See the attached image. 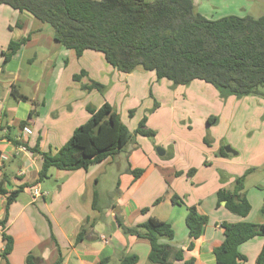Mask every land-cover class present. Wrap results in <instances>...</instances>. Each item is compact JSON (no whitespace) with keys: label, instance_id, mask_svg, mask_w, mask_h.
Returning <instances> with one entry per match:
<instances>
[{"label":"crops","instance_id":"1","mask_svg":"<svg viewBox=\"0 0 264 264\" xmlns=\"http://www.w3.org/2000/svg\"><path fill=\"white\" fill-rule=\"evenodd\" d=\"M7 7L0 5V125L3 128L0 160L3 155L8 156V160L0 162V184L9 194L18 190L21 193L11 204L8 196H0V222L8 221L4 227L0 226V264H6L2 258L6 247L4 236L14 241L10 264H28L30 255L36 258L35 264H56L60 256L61 264H100L106 259L110 264H120L132 256L138 257L136 264H152L150 242L126 234L119 226L121 221L126 227H135L150 218L170 223L175 230V239L170 244L176 250H185L184 259L173 264H186L190 260L194 264H216L213 251L224 240L220 226L223 222L264 224V203L258 207L252 203V196L259 197L258 192L264 191V183L258 187L261 190L256 186L246 188L252 205L246 218L217 207L218 191L223 187L233 189L235 178L248 170L249 166L242 161L234 162L233 169L227 170L231 177L223 182L215 178L211 156L207 159L209 164L194 169L196 175L206 177V185H201L199 190L205 191L203 196L209 204L203 209L197 208L209 222L191 252L188 251L187 207L196 206L187 203L191 198L178 175L187 170L161 162L149 145L136 147L130 143L116 156L87 170L51 169L50 178L40 181L43 161L32 148L39 146L42 152H55L90 119L88 108L97 110L105 103L120 114L126 125L135 116L130 112L139 105L137 98L141 89L143 92L146 85L164 82L154 72L142 69L122 73L91 50L79 58L75 51L58 43L54 34H45L48 29L31 14ZM22 40L28 41L5 63L9 45ZM85 56L96 59L107 75L100 77V82L109 83L114 90L118 87L115 91H124L119 85L129 83L125 93L128 102L120 104L114 92L102 94L105 89L102 92L86 89L94 82L91 71L84 67L72 68L74 62L78 65ZM76 75L78 81L74 80ZM14 95L31 100H17ZM32 113L35 116L30 119ZM24 122L27 126L22 128ZM20 146L28 150L20 151ZM194 164L199 166L200 162ZM131 170L144 173L136 179ZM34 188L44 196H34ZM163 196L165 200L155 205ZM174 196L190 200H184L186 206L178 205L173 202ZM145 209L149 211L143 213ZM263 247L264 237L243 244L240 252L247 257L243 264H257Z\"/></svg>","mask_w":264,"mask_h":264},{"label":"trees","instance_id":"2","mask_svg":"<svg viewBox=\"0 0 264 264\" xmlns=\"http://www.w3.org/2000/svg\"><path fill=\"white\" fill-rule=\"evenodd\" d=\"M0 5L27 12L50 25L55 40L66 49L75 51L79 58L88 50L101 53L109 65L122 73L142 69L154 72L159 81L168 80L175 86H188L199 80L219 89L224 96H264V15L209 20L196 10L193 0H0ZM27 41L12 42L5 53V63ZM78 79L76 75L74 80ZM86 89L102 92L105 88L93 82ZM14 97L21 101L31 100L22 95ZM88 112L90 119L75 130L63 147L55 152H42L39 146L32 148L43 161L40 181L50 178L51 169L87 170L116 156L131 143L132 133L111 105L105 103L97 110L88 108ZM33 116L32 113L30 119ZM215 121L217 117H211L208 123ZM26 126L27 122L21 124L22 128ZM2 130L1 126L0 132ZM136 133L155 136L152 130L146 129V119L141 121ZM220 156L227 157L228 154L221 150ZM131 173L137 179L144 171L131 170ZM193 173L195 170L189 174ZM245 181L246 177L241 176L235 180L233 189H220L217 207L246 218L252 205ZM20 193L18 190L9 194L0 184V196H8V204L14 202ZM164 200L165 196L155 205ZM173 202L186 206L178 196L173 197ZM7 222H0V226L4 227ZM208 222V217L197 207H187L188 251L195 249V242L204 235ZM119 226L126 234L150 242L149 260L152 264H173L184 259L185 250H176L170 244L175 239V230L170 223L150 218L135 227H126L121 221ZM220 226L224 240L213 251L216 264L245 263L247 257L240 252V247L257 237H264V224L223 222ZM4 239L6 247L2 258L10 264L14 241L9 236ZM35 259L30 255L27 263L35 264ZM138 261L137 256H132L124 258L120 264H136ZM61 262L60 256L56 264ZM100 264H110V260H103ZM186 264H194V260ZM257 264H264V247Z\"/></svg>","mask_w":264,"mask_h":264},{"label":"rangeland","instance_id":"3","mask_svg":"<svg viewBox=\"0 0 264 264\" xmlns=\"http://www.w3.org/2000/svg\"><path fill=\"white\" fill-rule=\"evenodd\" d=\"M193 1L196 10L209 20H219L227 16L259 18L264 15V0ZM9 9L12 10L11 7ZM44 26L48 29H45V34L52 35V27L47 24ZM90 52L104 58L101 53ZM81 67L91 71V79H94L92 81H98L96 83L102 86L107 85L106 91L104 90L102 94L107 95L109 92H114L120 104L128 102L125 93L128 91L129 83L119 85L120 90L124 91H115L118 87L114 90L109 83L100 82V77H107V75L96 63V59L89 56L81 59L78 65L74 62L72 68L81 69ZM85 81L88 82V79ZM163 82L164 84L146 85V90L143 92L141 89L137 98L139 105L133 108L135 110L133 116H135L131 117V121L126 126L133 135L132 145L136 147L149 145L161 162L178 165L179 168L187 170L179 173V177H182L180 180L184 182L183 189H187L188 198H191V200L185 198L190 200L187 203H194V206L200 209L209 204L208 198L203 196L205 191L199 190L201 185H206V177H199L197 173L192 175L189 173L195 168L198 169L197 167L202 165L205 167L209 164L207 159L210 156L213 159L212 163H215L213 170L218 182L230 178L231 174L227 170L233 169L235 161H242L249 166L243 174L248 181L245 184L247 190L248 187L258 188L263 185L264 96L242 98L232 95L224 96L219 89L199 80L188 86H175L167 80ZM114 84L117 86V83L114 82ZM211 117H217V121L209 124L208 120ZM144 119H146V129L152 130L155 136L145 137L136 133L140 122ZM226 148L232 149L235 153L221 157V150H226ZM159 149L165 152L164 155L159 154ZM194 162H200L199 166H196ZM222 189H228V187ZM258 190L261 189L258 188ZM258 194L260 198L252 196L254 207L264 203V191Z\"/></svg>","mask_w":264,"mask_h":264},{"label":"built area","instance_id":"4","mask_svg":"<svg viewBox=\"0 0 264 264\" xmlns=\"http://www.w3.org/2000/svg\"><path fill=\"white\" fill-rule=\"evenodd\" d=\"M0 129H1V125H0ZM19 150H20V151H27L28 149H27V147H25V146H20V147H19ZM6 160H8V156H7V155H3V156L1 157L0 162L3 163V161H6ZM32 192H33V195H34V196H40V195L44 196V194H43L42 192H40V190L37 189V188H34V190H33Z\"/></svg>","mask_w":264,"mask_h":264},{"label":"water","instance_id":"5","mask_svg":"<svg viewBox=\"0 0 264 264\" xmlns=\"http://www.w3.org/2000/svg\"><path fill=\"white\" fill-rule=\"evenodd\" d=\"M158 152H159V154H161V155H164V153H165L162 149H159ZM225 152H226L227 154L235 153V152H234L232 149H230V148H226Z\"/></svg>","mask_w":264,"mask_h":264}]
</instances>
